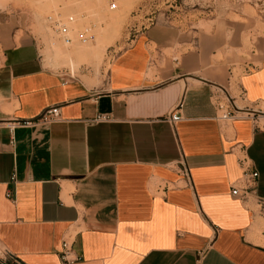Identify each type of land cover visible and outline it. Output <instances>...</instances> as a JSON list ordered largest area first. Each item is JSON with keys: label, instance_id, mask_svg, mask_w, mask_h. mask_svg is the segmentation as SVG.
<instances>
[{"label": "crops", "instance_id": "crops-1", "mask_svg": "<svg viewBox=\"0 0 264 264\" xmlns=\"http://www.w3.org/2000/svg\"><path fill=\"white\" fill-rule=\"evenodd\" d=\"M171 43L142 33L92 87L43 68L30 39L3 49L0 241L9 254L61 264L73 232L74 264H264V62L240 66L233 98L231 70L207 46ZM223 98L228 124L217 120ZM51 107L57 123L9 134L5 122H33ZM98 116L109 120L93 123ZM240 152L257 174L244 200L231 195Z\"/></svg>", "mask_w": 264, "mask_h": 264}, {"label": "rangeland", "instance_id": "rangeland-1", "mask_svg": "<svg viewBox=\"0 0 264 264\" xmlns=\"http://www.w3.org/2000/svg\"><path fill=\"white\" fill-rule=\"evenodd\" d=\"M121 1L114 0L111 15L104 0H0V59L4 48L30 39L37 46L43 68L70 81L95 85L105 79L111 62L130 41L156 30L172 40L173 47L181 41L207 46L213 62L231 70L224 86L233 98L237 97L235 82L244 74L240 66L260 67L264 62V0ZM47 18L66 25L72 42L57 40ZM84 32L93 35V40L78 42L77 35ZM222 101L219 104L224 107L231 102Z\"/></svg>", "mask_w": 264, "mask_h": 264}, {"label": "built area", "instance_id": "built-area-1", "mask_svg": "<svg viewBox=\"0 0 264 264\" xmlns=\"http://www.w3.org/2000/svg\"><path fill=\"white\" fill-rule=\"evenodd\" d=\"M109 10L115 9L114 0H105ZM48 27L54 33L57 40L63 41L65 43H71L72 40L68 37V27L62 24L60 21L53 20L51 18H47ZM68 23L72 22L71 18H68ZM71 24V23H69ZM89 32V31H87ZM93 40V35L88 34L86 32L79 33L77 35V41L81 43H87ZM229 104L227 105V108ZM219 112L224 111L220 117L217 116V120L221 122H225L227 120H231V117L227 113V108L221 104H217L216 106ZM224 108V109H223ZM109 119L106 116H98L93 120V123H101L107 122ZM180 118L174 115L169 116L168 122L176 123L179 121ZM59 121V108L58 107H51L44 111L35 121L33 122H20V121H13V122H5V126L9 132L12 134V131L16 127H30L36 124H53ZM237 163L239 169L241 171V178L240 180L231 187V195L233 197H238L242 200L246 197L247 193H250L254 189V184L257 179V174L250 170V165L245 157V155L240 152L237 158ZM75 239V233L71 232L65 235L64 239L61 242V250L59 253V260L61 264H74L80 260L79 257L74 255L73 252V244ZM0 264H23L20 260L16 257L12 256L8 253L6 248L0 241Z\"/></svg>", "mask_w": 264, "mask_h": 264}, {"label": "bare ground", "instance_id": "bare-ground-1", "mask_svg": "<svg viewBox=\"0 0 264 264\" xmlns=\"http://www.w3.org/2000/svg\"><path fill=\"white\" fill-rule=\"evenodd\" d=\"M119 1H121V0H119ZM121 2H122V3H121ZM121 2H120V3L123 5V1H121ZM124 2H126V0H125ZM104 4H105L106 10H107L108 12L111 13V12H113V11L115 10V9H113V10H109V8H108V6H107L105 0H104ZM114 4H115V2H114ZM117 4H118V3H117ZM126 6H127V5H125V7H126ZM117 8H118V7H117ZM116 12H117V11H116ZM119 12H120V11H119ZM117 14H118V13H117ZM117 14H116V15H117ZM111 15H112V13H111ZM114 15H115V14H114ZM114 15H113V16H114ZM114 17H116V16H114ZM117 18H118V17H117ZM117 22H118V20H117ZM112 26H113V25H112ZM112 28H113V27H112ZM114 29H115V28H114ZM115 30H116V29H115ZM114 33H115V32H114ZM93 44H94V43H93ZM98 44H99V43H98ZM100 44H101V43H100ZM100 44H99V45H100ZM88 47H89V46H88ZM88 47H87V48H88ZM96 47H97V46H96ZM104 47H105V46H104ZM104 47H103V48H104ZM57 48H58V47H57ZM92 48H95V47H92ZM98 48H99V47H97V49H98ZM101 48H102V47H101ZM85 50H86V49H85ZM87 50L89 51V49H87ZM95 50H96V49H95ZM102 50H103V49H102ZM102 50H101V51H102ZM57 51H58V49H57ZM101 51H100V52H101ZM92 52L94 53L95 51L93 50ZM57 53H58V52H57ZM93 53H92L91 56H93V55L95 56V54H93ZM96 53H97V52H96ZM102 53H103V52H102ZM86 54H90V53H86ZM96 57H97V56H96ZM51 66H52V65H51ZM96 74H97V72L95 73V75H96ZM97 75H98V74H97ZM83 77H84V76H83ZM95 80H96V79H95ZM80 81H81V83L83 82L82 80H80ZM91 81H92V80H91ZM96 82H97V81H95V83H96ZM91 83H93V82H91ZM91 83H86V82H84V83H82V84H83L84 86H85V85L89 86V85H91ZM93 84H94V83H93ZM87 86H86V87H87ZM92 86H93V85H91V87H92ZM256 226H257V225H256ZM260 226H261V225H260ZM252 232H253V231H252ZM251 237H252V236H251Z\"/></svg>", "mask_w": 264, "mask_h": 264}]
</instances>
